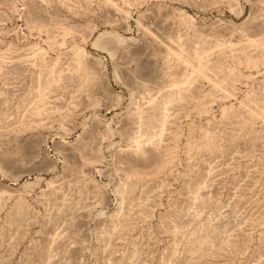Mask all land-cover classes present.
I'll return each instance as SVG.
<instances>
[{"label":"rangeland","instance_id":"obj_1","mask_svg":"<svg viewBox=\"0 0 264 264\" xmlns=\"http://www.w3.org/2000/svg\"><path fill=\"white\" fill-rule=\"evenodd\" d=\"M0 264H264V0H0Z\"/></svg>","mask_w":264,"mask_h":264}]
</instances>
